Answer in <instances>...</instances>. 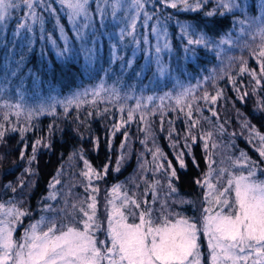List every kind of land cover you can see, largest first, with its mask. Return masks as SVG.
Wrapping results in <instances>:
<instances>
[{
	"label": "snow or ice",
	"instance_id": "1",
	"mask_svg": "<svg viewBox=\"0 0 264 264\" xmlns=\"http://www.w3.org/2000/svg\"><path fill=\"white\" fill-rule=\"evenodd\" d=\"M132 2L135 5L136 15L132 17L130 27L134 30L136 18L144 9L146 0H132ZM58 3L71 24L73 32L71 39L65 31L64 25L59 22L60 17L57 10L48 3V0H0V26L6 25V21L12 14L23 7L26 11L17 23L14 35L19 36L21 30L28 34H34L38 25L40 39H47L55 50L57 60L64 62L70 60L73 55H82L86 68L95 58L97 23L101 28L106 27L104 18L108 8L110 7V15L115 18L124 8V0H108L104 7L98 4V22L89 12V0H58ZM158 3L165 8L203 13L205 21L203 28L188 23L179 25L181 39L184 40V51L190 53L192 57L196 56L197 46L205 48L214 46V41L205 29L214 22L215 17L233 13L234 10L244 11L239 0H158ZM209 3H214V6L209 8ZM259 9V15L245 16L238 23L242 26L240 32L245 33L246 30H251V38L259 37L261 40V44L258 45L259 51L253 52L252 55L256 57L260 73L264 75V0H259ZM45 11L56 19L55 27L60 32L62 46L56 43L51 33L47 34V37L45 36ZM154 15V13H144L145 25ZM156 22L160 24V19L157 18ZM152 31L158 32L157 27L153 26ZM127 34L132 35L131 32ZM123 38L124 32L121 30L120 39L123 40ZM219 43L232 44L233 41L230 37L228 39L221 38ZM169 47V44H164L165 49ZM113 48H115L114 45ZM161 51L162 49L157 46V72L163 75L171 69L161 64L159 57ZM41 56H44L43 50ZM114 58L117 57L114 56ZM131 64L132 60H128L127 65L131 66ZM246 70L241 67V72ZM251 74L255 77V70H252ZM13 75H15L14 72ZM255 83L259 85L260 79H256ZM191 91L192 89L189 87L183 88L177 93L173 97L176 105L185 104ZM101 92H109L108 89H105L103 82L92 89L74 92L64 101L41 102L33 107H28L20 101L14 104L5 101L3 106L14 110V115L17 118L23 116L30 124L35 115L45 112L54 113L56 103H62L65 112H67L70 106L75 105L78 108L80 104L87 103L86 97L89 94L97 97ZM110 95L114 99L120 98L116 89H112ZM165 95L171 96L170 93ZM219 95L221 93H217V96ZM247 95L248 93L245 92L239 99L243 101ZM217 96L211 97V100L215 102ZM207 98L208 94L205 93L204 99ZM147 99L151 101L153 97L149 96ZM163 99L164 97H161V100ZM140 107L138 100L136 107L128 110L125 124L133 120L134 112ZM187 107V116L191 117L192 105L188 103ZM257 109L264 111V99L258 100ZM123 110L122 106L121 111ZM213 115L216 114L213 113ZM140 119L145 120V116L141 114ZM3 121L0 122V141L3 140L7 131H18L23 136L29 130L28 127L6 128V122L9 121L8 112L3 114ZM198 122L192 120L191 126H195ZM122 126L114 125V132ZM242 127L249 129L250 136L258 138V141L250 139L249 143L258 144L254 150L258 153L259 159L253 160L242 151L239 157L232 160L229 167H218L216 161L212 159L214 153L210 149H215L217 144L214 142L209 144L208 141L211 139L212 133L206 134L204 149L208 168L200 178L194 180V183L204 190L198 218L169 210L167 201L161 202V210L157 213L152 205L158 198L155 189L159 185V181L154 180L149 185V189L145 190V196L149 190L152 191V204L147 199L143 201L137 199L134 192L129 194L124 184L116 183L107 190L108 195L105 198L106 227H102L97 215L96 194H98L99 188L93 186V180H103L108 174L109 164H105L102 170H97L92 168L89 161L83 159V156H80L86 169L80 175L87 180L85 191L89 195L71 205L73 211L68 214L71 219L57 221L55 218L49 219L47 215H42L40 219L30 223L17 239L15 236L17 226L30 213L22 208L20 202L14 198L10 197L7 201H0V264H202L199 243L201 235L207 241L208 264H264V179L260 178L264 176V167H261L264 164V135L255 132V126L250 125L247 120L243 122ZM51 129L52 126H49L50 133ZM221 131H223L222 126ZM188 135L194 144L197 137L191 134V130ZM124 137L127 141V132L124 133ZM146 142V140L142 141V143ZM42 143L43 138L33 144V155L29 158V165L35 161L37 146ZM44 146L51 147L50 144H44ZM121 147H124V143ZM184 147L188 149V154L192 155V145L185 144ZM24 155V152L21 151V159L24 158ZM78 155H80L79 152L73 153V156ZM184 155L185 153L181 151L175 156L177 165L181 169L187 167ZM152 156L155 162L163 156V153L157 148L152 152ZM124 158L122 154L117 160L115 169L117 172L120 170L119 164ZM166 163L167 168L163 163H154L152 171L154 173L162 171L165 174L169 195H172L177 192L172 181L178 180L179 177L172 161L167 160ZM192 163L195 167H199L194 155ZM140 168L145 170V164H141ZM25 172L29 175L35 174L31 167L26 168ZM58 176L59 172L56 177H53V182H50V188H54L55 184L61 182ZM24 185L25 180L21 178L19 187H24ZM6 187H11V185ZM16 190V187H11L13 193ZM56 198L57 193L52 191L46 199L55 200ZM174 203L193 202L181 199ZM41 211L48 213L56 210L52 208L51 204H44ZM101 230L104 231L105 237L102 240L98 235Z\"/></svg>",
	"mask_w": 264,
	"mask_h": 264
},
{
	"label": "trees",
	"instance_id": "2",
	"mask_svg": "<svg viewBox=\"0 0 264 264\" xmlns=\"http://www.w3.org/2000/svg\"><path fill=\"white\" fill-rule=\"evenodd\" d=\"M105 4L108 0H104ZM53 8L57 10L59 14V22L64 25L65 31L68 37L71 39L73 37L72 28L67 19L65 13L61 10V5L56 0H49ZM92 8L96 7L89 3ZM23 7L17 9L12 16L6 21V25L0 26V74L2 71L12 69L10 65L16 66V78H25L27 82V87L32 83H38L39 89L41 86L45 85H56L59 93L66 95L73 91H78L86 87H92L98 82H101V74L105 69L112 71V74H119L120 71L117 70V61L107 62L104 52H97L92 63V71L89 72L87 67L85 68V61L83 58L79 57L77 59H70L64 62L57 60L55 51L53 47L49 44L47 39H40V29L37 25L34 34L25 33L21 30L19 36L14 35L16 31V25L20 18L23 16ZM109 14L105 13L104 23L106 27L101 28L99 23H97V34L101 33L100 43L105 46L106 43L111 41L107 40L110 36V32L113 30L107 26L106 22L108 16L110 15V9L108 8ZM176 18L183 20H191L195 26L205 24V21L199 16V13H187L173 11ZM172 13V15H173ZM140 14V13H139ZM235 16V15H234ZM45 24L44 32L45 36L51 33L52 38L56 40V43L62 44V41L57 35L58 29L55 27L56 19L51 16L48 12H44ZM95 19L99 21V15L95 13ZM140 19V17H139ZM139 21V20H138ZM232 18L229 15L217 16L214 18V24L216 25V30L214 37L220 34H225L231 28ZM218 25V30H217ZM174 28L172 27V30ZM136 30L138 31L137 27ZM116 38V37H115ZM28 39H33V42L28 43L25 50V43ZM117 41V39H115ZM134 44V42H133ZM130 45L126 51L136 45ZM174 42V46H175ZM43 50L44 56H41V51ZM180 50V48H178ZM117 54V53H116ZM139 55V54H138ZM122 57L121 55H118ZM23 57L21 60H19ZM136 57V60H135ZM133 59V65L128 68L133 72L139 69V58L135 56ZM15 59L17 61H14ZM20 61V63H19ZM3 65H5L3 67ZM131 71V72H132ZM240 87L248 86L246 85L247 77L246 75L241 76ZM145 81V77L143 79ZM232 80L227 78V84L223 87H228V83ZM61 81L65 83L61 85ZM15 81H12L14 83ZM232 82V81H231ZM237 87L239 86L236 82L234 83ZM264 84V83H263ZM61 85V86H60ZM60 86V87H58ZM260 99H264V85L260 86ZM163 87L159 84L155 85L152 89L148 90L151 94L160 93ZM123 92L125 90H122ZM241 91V89H240ZM250 91V90H248ZM247 93L249 94V92ZM121 92V93H123ZM228 92V91H227ZM134 94L137 93V89L133 91ZM229 93H227L228 96ZM230 96V95H229ZM107 97H93L92 101L88 99L87 103L80 105L78 108L73 105L70 106L65 112V107H57L55 112L52 114L44 113L38 116H33L30 124L26 121L23 116L17 118L14 115V111L6 108L0 109V122L3 121V114L5 112L9 113V121L6 122V128L11 127H28L29 130L26 131L23 136L16 131H7L3 140L0 141V201H7L10 197L14 198L16 201L20 202V206L26 209L30 215L25 216L22 223L18 225V230L28 227L32 221L38 219L43 212L41 208L44 204H50L51 200L46 199L50 192L55 191L57 193V200L59 201L61 197H64L63 188L60 185L50 188V182H53V177H56L59 172V180L61 183L67 181L68 184H75L74 180H81L86 186L87 180L80 175L82 171H85V166L83 159L89 161L92 168L97 170H102L105 164H109L107 176L100 181L93 180V185L99 188L97 195V206H99L100 201H104V194L107 196V190L111 188L113 184L122 183L126 186L129 194L133 193L130 176L135 171L136 166L139 161V155H143L145 150V158L149 159V150H153L147 140L146 143H142L143 130L141 128V123H146L148 120L151 122V136L152 142L156 143V149L158 148L163 156L160 157V163L167 164V160H171L174 167H176L178 180L175 179L174 186L177 189L175 195L177 197H182L183 200L190 198L193 203L179 204L177 203L174 208L184 212V215L193 217L190 207L196 206L197 213L201 209V193L203 189L194 183V180L200 178L202 173L207 170V163L205 159V151L202 150L200 146V139L196 133L194 136L197 137L196 142L193 144L191 138L188 136L182 141L183 136L176 135L171 132V129L167 127L166 124H161L157 121L156 117L148 116V112H144L145 120L140 119V109L134 112V118L128 123L127 121L128 111L118 112L116 105L120 101H126V97L119 95V99H112ZM230 98L236 104V114L228 109L227 114H224L225 118H229L231 122H235V117L242 118L243 121L247 120L250 124L255 126L256 131L264 135V111L257 109V100L250 98V96H245L243 103L237 98ZM259 99V100H260ZM131 103V102H130ZM228 103V101H226ZM232 104V102H230ZM0 104L4 105V101L0 99ZM91 113V115H89ZM179 117L181 115L179 114ZM179 118V119H180ZM123 125L118 131L114 132V125ZM161 125V129H159ZM49 126H52L51 133L49 132ZM157 126V127H156ZM175 126H178L177 121H175ZM235 133L240 132L238 126H234ZM127 132L128 138L125 141L124 133ZM43 138V143L37 146L35 153L36 159L29 165V158L32 157L33 151L32 146L38 139ZM178 141V142H176ZM241 141V140H239ZM98 142V146H97ZM124 143V147L121 145ZM138 143H141L139 146ZM238 143V141H237ZM243 147L246 148L253 160H258L259 156L254 152L252 148L247 146L244 142H241ZM44 144H50L51 147H45ZM185 144L192 145V155L188 154V150L184 147ZM144 146V149L143 147ZM136 147L143 149L142 151L137 150ZM240 149V148H239ZM245 150V149H242ZM24 152V158L21 159L20 153ZM171 151L175 152L173 154ZM183 151L185 153L184 159L187 167L181 169L176 162V153ZM79 152L80 155L73 156V153ZM123 154L125 157L119 164V171L117 168V160ZM194 155L195 160L198 162L199 167H195L192 163V156ZM147 160V159H146ZM31 167L35 174L29 175L25 172L26 168ZM264 167V164L261 165ZM73 174L76 178H73ZM23 178L25 180L24 187H19V180ZM11 187H16V192L11 191V187H6L7 185ZM147 184V183H146ZM143 188V186H141ZM76 191L80 193L83 192L80 185L74 186ZM142 191V190H141ZM142 195L145 196V192L142 191ZM149 195V192L147 193ZM146 195V197H148ZM55 202V201H54ZM55 203H52L54 207ZM143 207V205H142ZM56 212V211H55ZM50 213H44L49 216ZM57 215V212H56ZM202 240V238H201ZM202 264H207L206 259V249L204 243H201Z\"/></svg>",
	"mask_w": 264,
	"mask_h": 264
},
{
	"label": "rangeland",
	"instance_id": "3",
	"mask_svg": "<svg viewBox=\"0 0 264 264\" xmlns=\"http://www.w3.org/2000/svg\"><path fill=\"white\" fill-rule=\"evenodd\" d=\"M56 1L58 4V0ZM90 2H92V4L96 7V9H94L91 7V5H88L89 12L95 17V13L98 14V4L101 7H104L105 1L89 0V3ZM239 2L244 8L243 12H241L240 10H234L233 13L225 14L231 16L233 20L231 23V28H229L228 32L214 37L212 34H214L216 30V25L212 23L205 30L208 32L209 37L214 41V46L212 48L197 46L196 56L192 57L190 53H185L184 51V40L181 39L179 25L188 23L195 26V24L192 23L191 20L176 18V14L174 15L173 13V11H175L180 14V12L185 11L165 8L162 4L158 3V0H146L144 9L140 11V14L136 18L135 29L133 30V28L130 27V24L132 17L136 15L135 5L133 4L132 0H124L123 10L115 18L108 16V20L105 21L107 26L113 29L110 32V36L107 37V40L111 39V41L106 43L105 46H102V44L100 43L101 33L96 34L97 43L95 45V54L96 51L104 52L106 61H117V70L120 71L119 74L113 75H111L112 71L109 69H105V71L102 72L100 77L102 79L101 82H103L105 89H108L109 92H101L99 96L103 98L107 97L110 99V91L112 89H116L119 92V95H124L128 100L123 102L120 101L118 104H115L117 111L120 113L135 108L137 101L139 100L141 105V107L139 108V114L148 112L150 108L148 116L156 117L157 121L161 124H166L167 127L171 129V132H174L176 135L183 136L182 141L189 136V130H191L192 135L198 133L197 135L200 139V146L202 147L203 151H205L204 140L205 138H207L206 134L211 132L212 137L208 142L209 144L213 142L217 144V147L215 149H210V151L214 153L212 159L216 161L218 167H229L232 160H235L237 157H239L242 151L249 157H251L246 148L243 147L241 142H244L247 146L254 150L255 146H258V144L249 143V140L255 139L258 141V138L250 136L249 129L242 127V124L244 122L242 118H238L236 116L235 122H231L229 118H225L224 116V114L229 113L228 109L231 110L232 108H234L232 109L234 113H236L237 115L240 114L239 112H236V104H234L230 96L232 98L236 96L235 98L240 100L239 97L250 90L248 91V96H250V98L252 97V99L254 98V100H259L261 97L258 90L261 89L259 88L260 86L264 85V75L260 73L259 63L256 57L252 55L253 52L259 51L258 45L261 44V40L259 39V37L255 39L251 38V30H246L245 33L240 32V28L242 26L238 23V21L240 19H243L245 16L252 17L259 15V0H239ZM213 6L214 3H209L208 5L209 8ZM145 12L149 14H155L151 20H148L146 25L144 17ZM107 13L109 14V11H107ZM189 13L192 14L194 12ZM199 16H201L204 20L202 12L199 13ZM157 18L160 19V24H157ZM153 26L157 27L158 32L154 33L152 31ZM136 27L138 31L136 30ZM172 27L174 28L173 30ZM198 27L203 28L204 26L198 25ZM121 30H123L124 32L123 40L120 39ZM129 32H131L132 35H128L127 33ZM57 35L60 38L59 30L57 31ZM229 37L233 41L232 44L219 43L221 38L228 39ZM115 39H117V41H115ZM30 40L33 42V39H28V41H26L25 43V50ZM133 42L136 47H132V49H129V51L127 52L126 49L130 45H132ZM174 42L176 43L175 46L173 45ZM165 43L169 44L170 47L168 49L164 48ZM60 45L62 46V44ZM113 45L115 46V48H113ZM157 46L162 49V51L159 53L161 64L166 68L171 69V71H166L163 75H160L157 72ZM178 48H180V50H178ZM121 54L122 57H119L118 55ZM114 56L117 58H114ZM135 56H138L139 58V69L138 71L133 72L132 70L128 69L133 65V62L131 66H128L127 61H133ZM79 57L83 58L82 55H73L72 59H77ZM22 58L23 57H21L19 60H21ZM12 60L13 62L17 61L15 59ZM92 63L87 67L89 72L92 71ZM4 66L5 65H3V67ZM10 66L12 69L4 70V72L2 71V74H0V99L4 102L7 101L14 104L20 101L28 107H33L40 104L41 102L52 103L53 101H64L74 92H77L73 91L66 95H62L59 93L58 89H56V85L51 86L45 84L39 89L37 81L32 82L27 87L25 78H16V66ZM241 67H244L247 70L241 72ZM149 68L151 70H148ZM252 70H255L256 72L255 77H253V75L251 74ZM13 72L15 73V75H13ZM137 73H139V75H137ZM244 75H246L247 77L246 85L248 86L240 87L239 81L242 78L241 76ZM144 77L145 81L143 80ZM206 77L207 79H205ZM227 78L232 79L228 83V89L227 87H223V85L227 84V81H225ZM256 79H260L261 83L259 85L255 83ZM12 81L15 82L12 83ZM101 82H98L96 85L100 84ZM235 82L239 85L238 87L234 84ZM64 83V81H61V85ZM157 84L163 87L162 91L160 93L151 94L148 90L152 89ZM96 85L92 87H86L78 91L92 89ZM189 87L192 89V91L187 102L179 106L176 105L175 99L173 97L177 93L182 91L183 88ZM135 89H137L136 94L133 93ZM253 89H255V91H253ZM122 90L125 91L123 92ZM166 93H170L171 96H166ZM205 93L208 94L207 99H204ZM217 93H221V95L217 96ZM227 93H229L228 96ZM149 96L153 97L151 101L147 99ZM213 96H217L215 102L211 100V97ZM161 97H164V99L161 100ZM88 99L92 101L93 96L89 94L86 97L87 101ZM226 101H228V103H226ZM230 102H232V104ZM240 102L243 103V101L241 100ZM188 103L192 105L191 117L187 116ZM122 106L124 109L123 111H121ZM0 107L3 108L4 111L6 110V107H4L2 104H0ZM57 107L61 108L64 107V105L62 103H56L55 109ZM213 113H215L216 115H213ZM179 114L183 119L179 117ZM192 120H197L199 122L195 126H191ZM175 121H177L178 123L177 127L175 126ZM145 122L146 123H141V128L144 133V140L141 139V141L148 140L150 145L153 147V150H151L149 153V159L144 157L146 153L145 150L143 155H139V161L136 169L130 176V186L132 188V192L136 194L137 199L141 201L147 199L148 202L152 204V191H148V197L142 195V191L145 192L146 189H149V185L154 180L159 181V185H157L155 189L158 198L152 205L156 209L157 213L161 210V202L167 201L169 210L181 212L182 214H184V212L178 209L176 210V208H174V206H176L177 204L174 203V201H179L182 199V197L179 198L175 194L169 195L167 178L165 174L162 171L155 173L152 171L154 163H160V158L155 162L153 161L152 152L156 151V143L152 142L153 138L151 136L150 129L151 122L148 120H146ZM221 126L223 128V131H221ZM234 126H238L240 128V132L242 133H235ZM159 129H161V125H159ZM256 130L257 129L254 128L255 132L263 135ZM138 145L140 146L141 143H138ZM142 147L144 149V146ZM143 149L136 147V151H142ZM171 152L175 154V152ZM254 152L258 155L255 150ZM204 154L206 156V152ZM221 161H223V164H221ZM141 164H145V170H142L140 168ZM164 167L167 168V164H164ZM73 178H76L75 174H73ZM260 178L264 179V176ZM74 181L76 182V185H80L82 191L84 190L83 192L80 193V190L76 191L74 189L75 184H68L67 181L61 184H55L54 187L60 185V187L63 188L64 197H61L59 201L57 199L51 200L50 204L55 203L54 207L52 208L56 210L57 215L54 211L53 213H50L49 216L47 215L49 219L55 218L57 221H65L71 219V216L68 215L73 211L71 205L85 199L86 196L89 195V193H86L85 191V184H83V182H80L81 180ZM172 183L173 185L175 184V179L172 181ZM141 186H143V188H141ZM201 195L202 196L200 199V203L202 205L203 192L201 193ZM105 198L106 195L104 194V201H100L99 206H97V215L99 221L102 224V227H106ZM187 201L192 200L188 198ZM190 210L193 214V217H195L197 213L196 206L192 204ZM42 215L46 214L43 213L40 215V217ZM197 215L198 216L196 218L199 217L200 210L198 211ZM40 217H38V219H40ZM24 229H20L19 231H17L18 229L16 230L15 236L17 239H19V237L22 235ZM98 235L101 240L105 238L103 230H101ZM199 243L200 246L201 243H204L207 252L206 259L208 261L207 241L203 235L200 236ZM201 253L203 255L202 250Z\"/></svg>",
	"mask_w": 264,
	"mask_h": 264
}]
</instances>
